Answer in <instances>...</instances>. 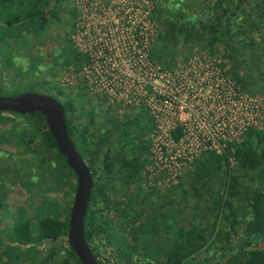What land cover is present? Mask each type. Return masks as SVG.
Wrapping results in <instances>:
<instances>
[{"label": "trees", "instance_id": "16d2710c", "mask_svg": "<svg viewBox=\"0 0 264 264\" xmlns=\"http://www.w3.org/2000/svg\"><path fill=\"white\" fill-rule=\"evenodd\" d=\"M64 1L68 0H0V66L7 72L0 94L33 90L63 103L69 134L94 179L85 234L99 261L109 264L100 254L111 245L116 264H264V129L248 130L242 141L229 143L222 153L203 152L193 162L188 180L181 178L168 192L157 187L137 189L149 161L146 137L155 127L154 119L143 106L112 113L100 99L92 100L86 93L76 99L57 83L70 65L81 67L88 61L72 39L77 8L64 6ZM208 1L205 5L186 0L189 10L179 11L164 0L157 4L155 58L172 67L177 56L188 59L196 46L213 52L223 47L224 58L233 63L227 74L249 92L264 91V35L257 34H264V0H252L251 8L247 0ZM204 6L207 13L196 19L193 8ZM68 10L76 19L72 30H64L60 40L49 41L51 27L58 20L61 23V15ZM2 29L19 32L26 56L12 51ZM253 57L258 60L255 65ZM249 64L257 74L245 77L241 74ZM44 69L49 74L40 81L31 80ZM81 99L83 104L78 102ZM19 118L28 119L27 123L4 141L14 139L23 149L26 156L21 162L33 161V168L20 172L19 179L28 181L29 196L35 195L40 202L32 214L22 205L12 226L0 227V264H83L67 239L77 174L43 113L0 111L1 126ZM172 134L180 139L182 128ZM50 184L63 190L62 208L59 200L46 193ZM11 195L12 188L0 175V209L8 207Z\"/></svg>", "mask_w": 264, "mask_h": 264}, {"label": "built area", "instance_id": "2783aa9c", "mask_svg": "<svg viewBox=\"0 0 264 264\" xmlns=\"http://www.w3.org/2000/svg\"><path fill=\"white\" fill-rule=\"evenodd\" d=\"M73 1L78 19L72 39L88 61L79 69L70 67L69 84L80 85L112 113L148 108L155 123L149 172H164L167 184H175L178 171L203 152L222 153L248 130L264 129L259 120L264 98L248 94L220 59L195 51L172 71L152 59L157 0ZM177 127L182 128L178 140L172 134Z\"/></svg>", "mask_w": 264, "mask_h": 264}, {"label": "rangeland", "instance_id": "374dc122", "mask_svg": "<svg viewBox=\"0 0 264 264\" xmlns=\"http://www.w3.org/2000/svg\"><path fill=\"white\" fill-rule=\"evenodd\" d=\"M105 1H111V0H105ZM160 1H162V0H157V4H159ZM200 1H204L205 5H208V3H209L208 0H200ZM251 1L252 0H247V2L249 4L248 7H250ZM164 2H165V4H167L169 6L176 5V7H178V11H179V9H182V8L187 9L186 0H169L168 2H167V0H164ZM157 4H156V6H157ZM64 6H67L68 8H72V9H73V7L76 8L73 0L64 1ZM193 9L195 11H192V14H196V17H195L196 19H200L201 17H204L205 14L207 13V6H204V8H202V9L197 8V7L193 8ZM69 10L64 12L61 15V23L58 20L51 27V30L49 31V34H48L49 35L48 37L50 39L49 41H52V40L55 41L58 39L60 40L64 36V30H66V31L72 30L71 23L75 22L76 19L73 16L72 12ZM187 10H189V9H187ZM154 12H155V10H154ZM252 18L256 19V17H252ZM153 19H154V13H153ZM154 21H155L154 23H155V26H156L157 31H158L157 21L155 19H154ZM257 21L259 22L260 20H257ZM261 22L262 21H260V23ZM257 34L264 35L260 32H257ZM1 35L3 36L4 41L8 45H12V51H16L18 57L26 56L25 51H24L25 49L23 47H21L22 42H20L21 38L18 37L19 36L18 31L9 30V29H2ZM158 37H159V31H158L157 37L153 41L154 45H155ZM153 44L151 47L152 59L157 64H159L163 69H167V71L174 70L176 68V65L178 62L186 60V59H183V56L179 55V56H177V60L175 61L176 63L172 67L164 66V64L160 63L157 60V58H155V55L153 52V47H154ZM195 51L205 52V53L209 54L210 56H212L213 58L220 59L221 64H223L227 70L233 66L232 60H230L229 58H224L225 52H224L223 47H218V48H216V51L213 52L207 48H201L199 46H196L193 49L192 53ZM168 54H172V53L169 52ZM191 54H190V56H191ZM168 56L170 57V55H168ZM239 58L241 59V57H239ZM45 60H46V58H45ZM26 61H27V59H25V62ZM7 63H8V65H12V62L10 60H8ZM252 63H253V65L258 63V60L256 57L252 58ZM249 65H250V67H248V68L246 67V70L241 75H246L245 77H247V76H251L252 74L253 75L257 74L255 71L250 70L252 67L251 66L252 64H249ZM70 67H74L75 69H79V67L75 66L74 64L70 65L67 70H64L60 73V75L56 78V81L63 89H66L69 92L70 96L77 99L78 96H80L81 94L86 93V92L78 84H69V82L71 83V81H72L71 77H69L71 75V73L69 72ZM77 71H79V70H76V72ZM45 74H49V72H48V70L44 69V71L37 74V77H36V75L33 74L31 80H33L35 82L40 81L41 79H43V77H44L43 75H45ZM6 77H7L6 69H4L3 67L0 66V83L2 81H4L6 79ZM38 77H40V78H38ZM232 79L234 81H236L234 78H232ZM249 80L255 81V78H249ZM33 81H30L29 83H31V82L34 83ZM238 84H240V83H238ZM240 85L243 88V85L242 84H240ZM246 92L250 95L264 98V91L252 93V92H249L246 90ZM86 96L88 97L87 93H86ZM91 99L94 100L95 98L91 97ZM78 102L83 104L84 100L81 99ZM85 108H88V106L85 105ZM239 114H237V115H239ZM255 118L257 120L256 115H255ZM145 119H147V118L143 117L144 121H145ZM27 120L28 119L19 118L14 123H12L10 125H7V126H1L0 125V175L5 178L8 185L12 188V195L7 202L8 207L5 209H0V227L5 228V229H7L8 227H11L13 222L16 220V218L18 216L19 207H21L23 205L24 207H26V209H28V212H30L29 214H32L34 212V210L36 209V205L40 202V198L35 197V195H33L31 197L29 196V194H31L32 192L30 193V190L28 189V185H29L28 181L21 182V180L19 179V177L21 176L22 173H26L33 168V161L24 160V161H22L23 162L22 163L20 158L26 156L25 153L23 152V149L16 143V141H14V139H12L10 142L4 141L5 136H7V135L10 136V135H12L11 134L12 130H15L16 128L23 127L24 123H27ZM259 120H261V121L264 120V112L260 114ZM146 139L150 140L149 136H147ZM147 156H148V158L150 157V152H148ZM31 157H32V155H29L28 158H31ZM147 164L145 165V168L142 170V180L137 185V189H139L141 191L142 190L143 191H151L153 187H157L162 192H168V191H170V188H172L174 185L179 183L181 178H183V181H187L188 175L191 171V167H189V165L186 167H183L182 169H180L178 171V175H181L179 178V181L175 184H173V183L167 184L168 175L164 172L157 174V175L154 174L153 172H149L150 169L148 168ZM21 169L23 171H20ZM20 172H21V174H20ZM45 191L48 195H50V196H52V197H54L60 201V203H59L60 208H62L65 205L66 200L64 198V192L62 189L54 187L53 184H50L47 187H45ZM179 200H180V198H179ZM186 211H188V210H186ZM189 211L192 214L194 212L193 209L192 210L189 209ZM111 217L112 218L115 217L113 213L111 214ZM109 229L112 232L115 231L113 224L109 225ZM40 247H41V249H43L45 247V245L42 244ZM150 253L152 254V252H150ZM113 255H115L114 248L111 245H108L107 247H104V249L101 251L100 258L103 259L106 263H108L107 261L110 260L109 264H116L115 259L113 258L114 257Z\"/></svg>", "mask_w": 264, "mask_h": 264}, {"label": "water", "instance_id": "95a60500", "mask_svg": "<svg viewBox=\"0 0 264 264\" xmlns=\"http://www.w3.org/2000/svg\"><path fill=\"white\" fill-rule=\"evenodd\" d=\"M0 111L43 113L60 151L77 174V189L71 206L67 239L83 264H103L94 254L85 234V219L94 179L89 165L69 134L63 103L53 95L26 90L16 95L0 94Z\"/></svg>", "mask_w": 264, "mask_h": 264}]
</instances>
